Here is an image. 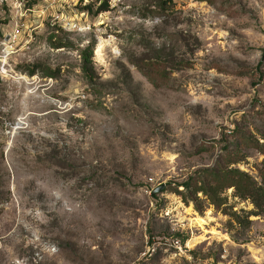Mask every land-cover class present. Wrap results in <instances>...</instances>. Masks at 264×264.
<instances>
[{
    "label": "rangeland",
    "instance_id": "rangeland-1",
    "mask_svg": "<svg viewBox=\"0 0 264 264\" xmlns=\"http://www.w3.org/2000/svg\"><path fill=\"white\" fill-rule=\"evenodd\" d=\"M102 4L0 7V264H264V0Z\"/></svg>",
    "mask_w": 264,
    "mask_h": 264
},
{
    "label": "built area",
    "instance_id": "built-area-1",
    "mask_svg": "<svg viewBox=\"0 0 264 264\" xmlns=\"http://www.w3.org/2000/svg\"><path fill=\"white\" fill-rule=\"evenodd\" d=\"M29 1L31 0H0V7H8L13 11L15 10L17 14H20L21 17H23L25 16L27 11L26 3H28ZM51 1L54 2L56 0H51ZM64 1H69V0H64ZM84 16L85 13L76 16L62 15L61 17L58 16L57 20L62 26H67L69 29L74 31H80L85 29V27L81 25V21ZM17 36L18 35L16 34V32L13 31L12 33H10L8 37V41L10 43H12V41H16Z\"/></svg>",
    "mask_w": 264,
    "mask_h": 264
},
{
    "label": "trees",
    "instance_id": "trees-1",
    "mask_svg": "<svg viewBox=\"0 0 264 264\" xmlns=\"http://www.w3.org/2000/svg\"><path fill=\"white\" fill-rule=\"evenodd\" d=\"M106 7H107V0H103V4L102 6L100 7V10H106ZM35 70H33L31 73H34ZM249 195L252 197L253 199V203L254 205L256 206V208H258L259 210H263L264 209V194H262L260 192L259 189H257L256 187H250L249 188ZM233 214H236V213H231V215ZM258 214V213H257ZM244 221H247L248 223H250V219H249V216L246 217L244 219ZM237 223L239 224H243L241 221H237Z\"/></svg>",
    "mask_w": 264,
    "mask_h": 264
},
{
    "label": "water",
    "instance_id": "water-1",
    "mask_svg": "<svg viewBox=\"0 0 264 264\" xmlns=\"http://www.w3.org/2000/svg\"><path fill=\"white\" fill-rule=\"evenodd\" d=\"M164 187H165V185H161L160 187H158L157 189H155V190L153 191V194H156V193L161 192V191L164 189Z\"/></svg>",
    "mask_w": 264,
    "mask_h": 264
},
{
    "label": "bare ground",
    "instance_id": "bare-ground-1",
    "mask_svg": "<svg viewBox=\"0 0 264 264\" xmlns=\"http://www.w3.org/2000/svg\"><path fill=\"white\" fill-rule=\"evenodd\" d=\"M198 221H200V220H198ZM202 221V220H201Z\"/></svg>",
    "mask_w": 264,
    "mask_h": 264
}]
</instances>
